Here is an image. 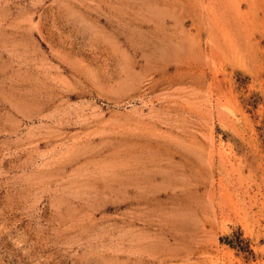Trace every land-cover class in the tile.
<instances>
[{"label": "rangeland", "instance_id": "rangeland-1", "mask_svg": "<svg viewBox=\"0 0 264 264\" xmlns=\"http://www.w3.org/2000/svg\"><path fill=\"white\" fill-rule=\"evenodd\" d=\"M0 264H264V0H0Z\"/></svg>", "mask_w": 264, "mask_h": 264}]
</instances>
